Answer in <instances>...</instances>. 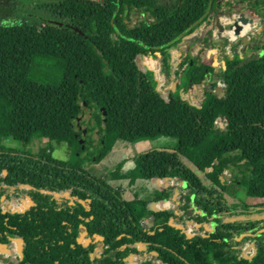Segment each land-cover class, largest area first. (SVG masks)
<instances>
[{"label": "trees", "instance_id": "obj_1", "mask_svg": "<svg viewBox=\"0 0 264 264\" xmlns=\"http://www.w3.org/2000/svg\"><path fill=\"white\" fill-rule=\"evenodd\" d=\"M48 1L39 5L54 22L0 24V123L7 125L0 128V139L23 147L33 137L47 142L33 153L0 143V203L14 192L27 195L26 185L34 191L27 204L35 202L23 211L0 207V244L20 243L2 231L23 241L22 258L16 255L12 262L0 256V264H122L118 260L129 255L121 254H150L137 264H264V218L258 217L264 213V41L251 39L242 52L230 45L225 97L214 93L212 83L200 105L181 97L159 99L153 71L141 59L159 58L160 72L170 77V49L217 11L221 0ZM247 9L254 15L246 21L255 15L264 21V0H249ZM132 10L149 18L130 26L126 18ZM202 40L207 46L228 44L214 42L211 30ZM190 62L189 82L214 72L211 55L198 63L187 54L182 63ZM147 63L157 70L153 61ZM79 100L95 107L96 161L141 138L175 139L173 148L138 153L130 168L117 163L110 179H126L142 193H149L148 179L159 187L163 177L179 179L181 208L195 214L203 232L187 237L168 223L178 217L174 210L159 211L178 187L156 190L159 200L152 202L126 199L119 186L85 166L71 126ZM218 117L225 119L224 128L216 125ZM53 143L74 146L76 152L57 159L49 148ZM190 150L203 152L192 159ZM226 170L233 173L228 179ZM241 187L247 197L260 200L242 199ZM84 230L92 240L103 237L97 240L99 255L78 242ZM248 233L256 234L252 260L241 256Z\"/></svg>", "mask_w": 264, "mask_h": 264}, {"label": "rangeland", "instance_id": "obj_2", "mask_svg": "<svg viewBox=\"0 0 264 264\" xmlns=\"http://www.w3.org/2000/svg\"><path fill=\"white\" fill-rule=\"evenodd\" d=\"M173 0H157L158 3H170ZM42 2L48 4V0H0V24L2 23H13V22H24V23H32V24H47L50 23V20H54L51 18L44 8L40 6ZM149 18L146 13L138 12L136 10H132L128 13V16L126 18V22L128 25H133L137 23L139 20H144ZM129 19V20H128ZM203 24V23H202ZM200 24L194 31L188 34L187 37L183 39V41L178 42L173 48L170 49V62H171V75L170 77H165L161 72V62L159 58H152L151 56H144L141 59V62L145 64L146 66H149L147 61H153L156 67V71L153 70V87L155 89V97L159 99H163L165 96L167 98L169 97H181L186 100H188L190 103L194 105H200L203 101V92L204 89L210 88L212 83H219L223 84V80L225 79V75L223 72V69L225 66L220 63V59L223 58L226 54H219L217 56V63L214 65V72L211 75H206L197 82H189V73L191 72L192 67L191 62L190 63H182L185 56L190 54L192 58L198 63H200L202 60H204L207 55V50H212L207 46L202 38L206 34L204 32L203 26ZM112 33L110 30H107V36H111ZM248 35H251L256 38V40H261L264 37V32L258 33L257 29L251 28V31L248 32ZM219 36H217L218 38ZM226 40L228 41V44L226 45L227 51L230 53L229 46L231 44H236V51L241 52L239 46L240 40L239 38H235L234 40H229V36H225ZM213 39V36H212ZM182 40V39H181ZM256 40H253L256 41ZM248 45V44H247ZM242 47V46H241ZM225 49V48H224ZM192 53V54H191ZM248 53V52H247ZM231 54V53H230ZM261 52H258L257 55H260ZM212 59V57H211ZM200 61V62H199ZM157 77V78H156ZM108 81H111V77H108ZM164 98V99H167ZM79 113L74 117L71 121L72 128L76 131L77 135L76 137L81 141L82 145V156L86 157V160L84 162L85 166L89 168L95 175L106 177L108 181L114 185L119 186L124 194V197L126 199H133L134 197L144 199L146 202H152L159 200L158 192H155L156 189L159 190V186L157 183L148 181L146 185V190L150 191L149 193H142L139 191L138 188L134 187L131 188L128 185V182L126 179L121 180H112L110 179V173L113 169V166L116 165L119 162H124L125 166L127 168L132 167V160L131 158L137 155L140 152L150 150V149H156V148H173L176 145L175 139L165 137V136H155L152 138H141L138 139L126 146L120 147L112 152H110L106 157L102 158L99 161H96L95 158L98 156L99 153V138H100V128L95 125L94 122V113H95V107L91 105L85 104L82 100H79ZM216 125L220 128L225 127V119L222 117H218L215 121ZM7 125L4 123H0V128H4ZM0 143H2L5 146L21 149L25 148V150L29 152H36L38 148L44 147L47 142L46 140L39 139L37 137H33L29 144H27L25 147H23L18 142L8 140L1 138ZM50 150L52 149V156L57 159H69L72 158L74 152H76V149L74 146H68L66 143H60L56 144L53 143V147H49ZM203 151H195L190 150L187 152V154L192 159H198ZM225 178H229L233 175V173L230 172V170L224 171ZM174 185L177 188V193L172 195L169 199H163L167 200V207L164 209H161L159 211H164L167 209L174 210L175 214H177V218L175 220V223H179L182 225H185L187 220L194 219L192 215L193 214H186L184 213L182 206V200L178 197L180 193H183L184 189L181 186L179 181L167 180L166 186ZM165 186V187H166ZM164 188V186H163ZM27 189V188H26ZM154 190V191H153ZM27 195L22 193L14 192L13 196H11L9 199L3 200L2 203H0L2 208H8L12 211H20L23 209H26L27 204V196L29 194V189H27ZM160 191V190H159ZM239 196L247 200L248 202H253L260 199H254L246 196L245 188L241 187L239 192ZM15 195V196H14ZM31 196V195H30ZM144 207V206H143ZM158 212V211H156ZM195 221V219H194ZM3 233L9 235L11 234L8 231H2ZM5 243V242H4ZM245 241H242L240 244L241 254H243V247H244ZM93 251L98 253H101L102 248L100 247V244L97 242V240H94L92 242ZM18 245L8 244L6 245V252L2 253L0 252V256L3 259H6L8 261L14 262L16 260V248ZM252 252V250L250 251ZM250 253H248L249 255ZM121 255H129L130 260L120 261L122 264H125L127 261H133V260H141L144 258H150V254L145 255H136V254H121ZM246 254L245 256L248 257ZM117 259V258H116ZM2 264H9L7 261H3Z\"/></svg>", "mask_w": 264, "mask_h": 264}, {"label": "water", "instance_id": "obj_3", "mask_svg": "<svg viewBox=\"0 0 264 264\" xmlns=\"http://www.w3.org/2000/svg\"><path fill=\"white\" fill-rule=\"evenodd\" d=\"M239 15H240L241 17H237V19H235V20H233V21H231V22H228V23H221L220 20H219V17H218L217 15L214 16V18H215V26L217 27V30H218V32L220 33L219 37H218L217 39H214L215 41H217V40H221V39H222V34H223L227 29H230L231 32H229V33H230L229 39L239 38V40H240L242 46H246V45L249 43L250 40H249L248 32L251 31V28H252V27L249 28V29H243L242 22H240V19H239V18H245V19H247V18L250 17L251 15H250V14L247 12V10L244 9V8H242V9L239 10ZM59 24H60V23H59ZM227 26H228V28H227ZM232 36H233V37H232ZM156 54L158 55L159 52H156ZM231 58H232V56H230V59H231ZM215 63H217V60L214 59V63H212V65H215ZM224 64H225V60H222V65H224ZM223 67H225V66H223ZM147 68L153 71V69H151L149 66H147ZM228 91H229V82H228L227 80H224V81H223V84H219V83H217V84L214 86V93H215L217 96L221 97V98H222V97H225V96L228 94ZM80 142H81V141H80ZM163 178H166V179H168V180L171 179L170 177H163ZM151 179H153V178H151ZM149 180H150V179H148L147 182H148ZM147 182L145 183V187H146V185H147ZM19 187H21V185H19ZM26 188L29 189V194H30V195H32V194L34 195V191H33V188H32V187H30L29 185H26ZM160 188H162V187H160ZM41 192H42V193H45L44 190H41ZM30 195H28L27 197H30ZM53 195H54L55 197H58V196H59V193H58V192H54ZM65 195H67V194L65 193ZM78 201H79L80 203H83V200H81V199H79ZM73 202H74V200L71 199V200H70V203H73ZM34 205H35V202H33V203H31V204H28V207H33ZM23 210H24V209H23ZM23 210H20V211H23ZM153 213H156V211L153 212ZM258 217H259V218H260V217H261V218H264V213L261 214V215L258 216ZM168 223H169V225H171V226H173V227H175V228L181 230L183 233L186 234L187 237H190V236H191V234L188 233V231L186 230V226H185V225H182V224H179V223H175V222H173L172 219H170ZM10 235L15 236L16 238L19 239L20 243H19V245H18L17 248H16V254H17V256H18L19 258H22V256H23V253H22V242H23V241H22V239H21L16 233H11V234H9V235H7V236H10ZM86 235H87V232H86L85 230L82 231V232L80 233V235H79L78 242H81L82 245H83V247H85V248H89V247H91V244H92L93 240H92L90 237L86 236ZM102 239H103V237L100 236V235H95V236H94V240H102ZM248 240H249V239H248ZM244 241H245V240H244ZM254 241H256V239H254ZM256 242H257V241H256ZM7 243L10 244L9 242H5V243H3V244H0V252H2V253L6 252V245H7ZM142 248L144 249V246H143ZM154 253H155V252H154ZM244 258L249 259L248 257H244ZM137 263H138L137 260H133V261H127L125 264H137Z\"/></svg>", "mask_w": 264, "mask_h": 264}, {"label": "crops", "instance_id": "obj_4", "mask_svg": "<svg viewBox=\"0 0 264 264\" xmlns=\"http://www.w3.org/2000/svg\"><path fill=\"white\" fill-rule=\"evenodd\" d=\"M248 2H249V0H221L219 7H217V11L216 10L212 11L208 15L207 20L203 22L202 26H203L204 32H206L208 30H211L214 42H221V41L225 40L226 39L225 36H230V33L227 30L222 34V39L221 40H217V41L214 40V39H217V36L220 35V33L217 30V27L215 26V18H214V16L217 15L219 17V20H220L221 23H228V22H231V21L237 19V17H241L239 15V10L242 9V8L246 9L247 12L250 15H252L253 13L250 12L247 9ZM226 3H228V4H226ZM239 19H240V22H242L243 27H245L246 24H252L253 25L252 26V30L253 29L254 30L257 29L258 33L262 32L264 21L261 20L260 17L255 15V18L249 19L247 21H246L245 18H239ZM187 36L188 35L184 36L181 41H183V39L185 37H187ZM248 36H249V40H250L249 43L251 42V39H256L255 37H253L251 35H248ZM261 40L264 41V37ZM241 46H242V44H241ZM241 46H239V48L241 49L240 51H242V47ZM209 48H211L212 50H210V49L207 50L208 51L207 57H209L211 55L212 63H214V59L217 60V56L219 54H226V52H227L226 46L222 47L221 45H218V44H215L213 46H209ZM222 60H223V58L220 59V63L221 64H222ZM202 61H204V60H202Z\"/></svg>", "mask_w": 264, "mask_h": 264}, {"label": "built area", "instance_id": "obj_5", "mask_svg": "<svg viewBox=\"0 0 264 264\" xmlns=\"http://www.w3.org/2000/svg\"><path fill=\"white\" fill-rule=\"evenodd\" d=\"M227 31L228 32H231V30L230 29H227ZM229 39V38H228ZM229 40H234V39H229ZM175 181H179L180 182V180L179 179H177V178H173ZM173 179H170V180H172V182H173ZM151 180V179H150ZM149 180V181H150ZM168 180V179H167ZM166 186V184L164 185V187ZM163 187V186H162ZM184 193V192H183ZM178 197L180 198L181 197V194H179L178 195ZM0 207H1V205H0ZM185 226H186V230L188 231V233H190L191 234V236L193 235V234H195V233H197V232H199V233H201V232H203L204 230H200V224H198V223H196V221H194V219H190V220H187L186 221V223H185ZM245 243H244V247H243V251H242V253L244 254L245 253V255L247 254L248 255V253H250L249 255H248V258L249 257H251L252 255H253V248L249 245V243H250V241H252V240H254V239H256V234H254V233H248L247 235H245ZM249 239V240H248ZM256 242V241H255ZM257 243V242H256ZM242 249V248H241ZM252 250V252H250ZM245 255H242L241 254V256L244 258V257H246ZM155 262L157 263V264H160V261L159 260H155Z\"/></svg>", "mask_w": 264, "mask_h": 264}, {"label": "bare ground", "instance_id": "obj_6", "mask_svg": "<svg viewBox=\"0 0 264 264\" xmlns=\"http://www.w3.org/2000/svg\"><path fill=\"white\" fill-rule=\"evenodd\" d=\"M253 25L252 24H246L245 25V27H243V29H249V28H251ZM163 183H164V185L167 183V179L166 178H164L163 180ZM168 201H166V203H167ZM167 206V205H166ZM1 244H3V243H1ZM249 245L253 248V255L251 256V257H249V260H252V258L254 257V255L256 254V252H257V245H256V242L255 241H251L250 243H249ZM247 259V258H246ZM125 260H130V256H128V257H126L125 258Z\"/></svg>", "mask_w": 264, "mask_h": 264}, {"label": "flooded vegetation", "instance_id": "obj_7", "mask_svg": "<svg viewBox=\"0 0 264 264\" xmlns=\"http://www.w3.org/2000/svg\"><path fill=\"white\" fill-rule=\"evenodd\" d=\"M50 21H51V22H54V20H50ZM60 24H61V23H60ZM227 28H228V27H227ZM240 43H241V42H240ZM252 43H253V42H252ZM248 44H250V43H248ZM229 47H230V46H229ZM244 47H245V46H242V51H244ZM242 51H241V52H242ZM246 52H247V51H246ZM230 53H232V51H230ZM230 53L227 51L225 56H227V57L230 58V56H232ZM224 68H225V67H224ZM27 207H28V206H27ZM193 235H194V234H193ZM93 242H94V240H93ZM11 244L19 245V243H17V242H16V243H13V242H12Z\"/></svg>", "mask_w": 264, "mask_h": 264}]
</instances>
